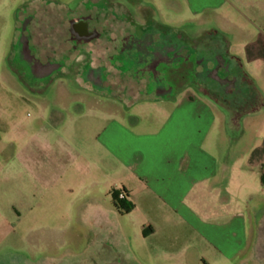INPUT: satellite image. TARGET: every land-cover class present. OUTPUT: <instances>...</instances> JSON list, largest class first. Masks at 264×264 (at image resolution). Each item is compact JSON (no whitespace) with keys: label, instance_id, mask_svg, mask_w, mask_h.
<instances>
[{"label":"crops","instance_id":"0c3cea01","mask_svg":"<svg viewBox=\"0 0 264 264\" xmlns=\"http://www.w3.org/2000/svg\"><path fill=\"white\" fill-rule=\"evenodd\" d=\"M230 8L236 10L232 0H0L5 57L14 44L17 69H29L32 79L46 78L47 84L56 78L62 98L73 86L79 114L93 117L78 128L77 154L99 150L104 158L98 165L78 157L75 164L115 176L100 182L90 172L79 180L85 188L102 186L110 203L91 200L79 211L99 233L89 246L96 251L106 246L112 261L133 254L129 231L122 230L112 203L111 191L121 189L133 208L120 214L141 212L133 229L140 231L145 252L146 240L186 241L189 230L219 257L244 250L264 257V75H243L241 68L253 67H241L239 56L232 55L217 59V74L201 81L186 76L164 95L131 92L135 81L124 71L132 60L145 63L141 44L147 30L164 36L160 42L166 36L175 40L171 70L184 59L191 64L202 59L208 68L205 45L216 42L221 50L227 43L233 50L239 44L225 12ZM245 61L264 70L263 41ZM231 69L239 71L229 77ZM102 234L112 241H97Z\"/></svg>","mask_w":264,"mask_h":264},{"label":"rangeland","instance_id":"374dc122","mask_svg":"<svg viewBox=\"0 0 264 264\" xmlns=\"http://www.w3.org/2000/svg\"><path fill=\"white\" fill-rule=\"evenodd\" d=\"M232 1L236 10L230 8L225 12L238 32L239 44L233 50L227 43L218 50L214 42L204 46L210 58L208 68L202 59L193 60L192 64L184 59L178 69L171 70L175 57L170 47L176 44L175 40L166 36L167 40L160 42L164 36L147 30L141 44L145 63H137L135 59L129 62L130 68L124 70L135 81V85H129L131 92L155 91L170 95L186 76L201 81L202 77L217 74V59L228 61L234 55L239 56L241 67H253L241 68L243 75H264L263 69H255L256 62L245 61L252 48L259 41L264 42V0ZM228 28L232 27L228 25ZM224 36L232 43L229 32ZM11 47L9 52L13 53L5 57L0 46V264H264V257L257 250L251 254L244 250L231 257H219L207 242L198 241L189 230L183 236L186 241L146 240L147 254L140 231L133 229L135 222L142 218L141 212L123 216L116 209L122 216L119 217L122 230L130 234L127 240L133 253L131 258L121 257L120 261L116 257L112 261L113 252L106 246L97 251L90 247L99 233L94 231L89 215L80 213L79 208L91 200L104 206L110 203L102 186L85 188L79 180L90 172L100 182L115 176L111 171L106 177L104 167L99 168H104L101 171L75 164L78 157L99 161L98 165L104 158V153L99 150L96 153L91 148V155L77 154L78 128H86L93 117L79 114L81 107L74 98L73 86H68L69 94L62 98L57 95L56 78H51L47 84L46 78L44 82L32 79L29 69H17L19 64L14 56H18L17 49L14 44ZM237 50L241 51L240 55L235 54ZM33 66L35 73L41 72L42 68ZM230 71L228 76L232 77L239 69ZM171 76L177 78L174 83L170 82ZM83 146L88 153L87 145ZM97 241L112 239L109 234H102ZM166 250L173 255L160 254Z\"/></svg>","mask_w":264,"mask_h":264},{"label":"trees","instance_id":"16d2710c","mask_svg":"<svg viewBox=\"0 0 264 264\" xmlns=\"http://www.w3.org/2000/svg\"><path fill=\"white\" fill-rule=\"evenodd\" d=\"M119 192H123L124 195L126 196V192L124 189H121L120 191L112 190L111 191V197H112V203L115 209L121 213V214H126L130 212V210L133 208V205L130 202H127L124 198L119 199L118 194Z\"/></svg>","mask_w":264,"mask_h":264},{"label":"built area","instance_id":"2783aa9c","mask_svg":"<svg viewBox=\"0 0 264 264\" xmlns=\"http://www.w3.org/2000/svg\"><path fill=\"white\" fill-rule=\"evenodd\" d=\"M263 171H264V167H263ZM118 198H119V199H123V198H125L124 193H123V192H119V194H118Z\"/></svg>","mask_w":264,"mask_h":264}]
</instances>
